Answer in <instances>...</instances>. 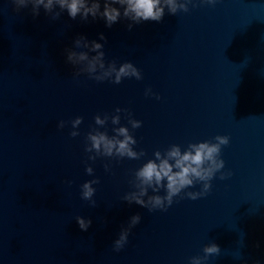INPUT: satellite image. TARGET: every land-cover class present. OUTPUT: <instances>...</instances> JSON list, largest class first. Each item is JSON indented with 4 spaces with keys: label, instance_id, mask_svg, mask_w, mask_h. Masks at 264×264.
I'll return each mask as SVG.
<instances>
[{
    "label": "water",
    "instance_id": "water-1",
    "mask_svg": "<svg viewBox=\"0 0 264 264\" xmlns=\"http://www.w3.org/2000/svg\"><path fill=\"white\" fill-rule=\"evenodd\" d=\"M189 8H165L161 22L122 17L108 28L67 12L53 20L42 6L34 17L31 5L17 11L13 0H0V264H190L214 243L221 252L206 264H264V0ZM79 37L104 45L106 69L130 62L143 79L89 78L81 72L87 62L68 61V50L88 51L76 47ZM117 108L120 125L95 124ZM78 117L83 123L73 128ZM130 119L142 126L132 129ZM121 126L145 156L86 152L93 129L111 137ZM217 136L229 138L219 157L225 166L206 196L187 198L203 189L194 181L167 211L125 199L139 193L135 172L156 151L178 145L183 153ZM92 180L100 181L95 206L82 198ZM143 187L145 203L166 195ZM78 217L92 221L87 231ZM122 232L128 241L116 251Z\"/></svg>",
    "mask_w": 264,
    "mask_h": 264
},
{
    "label": "clouds",
    "instance_id": "clouds-1",
    "mask_svg": "<svg viewBox=\"0 0 264 264\" xmlns=\"http://www.w3.org/2000/svg\"><path fill=\"white\" fill-rule=\"evenodd\" d=\"M218 0H13L17 11L23 8L32 6L33 16L40 15L41 6L45 12L52 14L53 20H58L63 12H67L72 20L79 17L82 21L87 22L89 17L93 20L101 19L105 22L106 27L111 28L114 24L121 21L122 17L131 20L133 24L141 22L154 21L161 22L165 16V8L168 9L171 15H176L178 12L185 13L190 11L189 5L192 7H199L200 4H207L215 6ZM58 6L60 11L54 12V7ZM119 6V7H117ZM123 9V12L121 11ZM133 24H128V30L133 29ZM100 40H105L106 37L101 34ZM76 47L87 48L88 51H72L68 50V61L73 65L87 62V66L81 69L82 73H87L89 78L95 79L98 82L105 80H112L114 84H120L124 78L143 79L141 72L130 62L123 63L117 68L115 61L108 64L107 69L105 65V53L103 51L104 45L97 43L95 40L88 41L86 37H79L75 41ZM89 52H95L96 55L89 57ZM102 70V75H96L97 68ZM106 69V70H105ZM80 73H77L79 75ZM151 90L149 89V92ZM159 99V97H157ZM122 109H116V115L109 117L105 115L101 119L99 115L95 117V124L104 128L108 120L111 119L113 125H120L121 116L119 115ZM83 123V118L78 117L72 121V127L77 128ZM132 129L140 128L141 122L130 119ZM64 127V122L59 125ZM115 135L109 136L106 131H100L98 128L93 129L88 133L87 141L89 146L86 147V152L91 153L95 151L99 155L106 157L128 158L132 160H139L146 153L141 151H134L133 148L137 144L136 139L130 133L128 127L113 128ZM79 132H72L71 136L76 137ZM215 143L201 142L191 143L188 145V150L182 153L181 147L172 145L166 152L161 153L156 151L154 153L155 159L149 160L139 170L135 172V176L141 181L139 193H132L126 196L125 199L135 202L143 207H148L151 204L149 211L156 209L167 211L168 207L173 204L174 197L179 196L185 189L193 187L194 181L203 183V189L197 193H186L187 198L196 200L202 196H206L212 185L209 181L215 176L217 172L224 168L225 164L221 155L222 146L229 144V138L226 136L215 137ZM89 159L95 161V156H90ZM106 171L108 166L105 165ZM88 175H93V168L87 167ZM222 180L225 176L220 177ZM166 181V184H165ZM100 183L99 180H92L82 185V198L84 200L92 201L96 189L93 184ZM152 186L154 192H159L163 189L166 195L149 197L147 203L142 197L147 195V187ZM167 202V206L165 205ZM95 206V201H92ZM140 217L137 215L133 218V225L139 222ZM77 221L83 231H87L91 226L92 221L85 222L78 217ZM129 232H122L119 239L115 241V250H121L128 241ZM204 256L193 257L190 264H206L209 257L220 254L221 249L215 243L204 248Z\"/></svg>",
    "mask_w": 264,
    "mask_h": 264
}]
</instances>
